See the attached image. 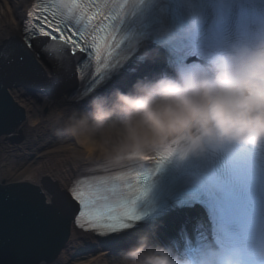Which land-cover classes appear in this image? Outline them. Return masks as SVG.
Masks as SVG:
<instances>
[{"label":"clouds","instance_id":"1","mask_svg":"<svg viewBox=\"0 0 264 264\" xmlns=\"http://www.w3.org/2000/svg\"><path fill=\"white\" fill-rule=\"evenodd\" d=\"M60 120L58 134L77 137L109 161L146 151L171 129H183L174 135L186 134L193 150L202 140H264V42L224 57L213 70L197 67L178 79L163 76L127 93L95 96L89 111L61 113ZM149 240L140 236L121 264H177Z\"/></svg>","mask_w":264,"mask_h":264},{"label":"bare ground","instance_id":"2","mask_svg":"<svg viewBox=\"0 0 264 264\" xmlns=\"http://www.w3.org/2000/svg\"><path fill=\"white\" fill-rule=\"evenodd\" d=\"M33 3L34 0H1L0 45L10 34L23 37L24 23ZM157 49L160 51L158 68L150 76L155 80L157 73L162 75L165 72L162 65L165 53L161 49ZM140 53L144 57L136 60L128 69L122 71L117 77L112 79V81L104 86L103 92H108L112 85L119 84L130 76L143 74L145 71L150 70L151 61L157 57V52L147 50L146 48ZM36 59L46 73L52 68L48 60L42 57H36ZM166 76L175 79V71L170 69L166 73ZM76 88H79V90L84 89V83L78 82ZM76 88L65 94H59L56 97L46 96L34 89L23 86H12L9 88L11 96L23 105L26 112V119L20 122L14 132L23 134L24 141L35 142L36 144L29 150L25 146L21 148L25 152L22 155L21 163L15 165L14 168L9 165L8 173L14 175L17 181L37 184L42 189L48 203H52V192L42 181L46 175L58 182L65 191H68L75 178L93 173L94 171H90L91 169L108 161L77 137L66 134L49 135V131H52L53 127L63 124L60 120L61 113L67 116L73 111H86L82 106L85 103L89 104V101L93 97L89 100V95L82 98L73 96L72 92ZM42 104L50 108L51 116L48 117V115L44 114L43 110H41ZM182 131L184 130L171 129L157 143L170 140L176 136L174 133ZM8 141L9 134L0 135V144L4 145V147L6 143H9ZM13 153L15 154V151ZM35 157L39 158L38 161L34 160ZM7 160H11L10 156H8ZM195 215L196 220L191 223V229L187 230L189 237L193 239V243L196 245L195 252L193 254H185L180 249L175 250V257L183 259L186 264H203L202 262H206V260L202 261L200 253L205 254L203 257H212L215 254L213 246L206 240L208 238L206 236H210L207 234L208 229L205 225L206 218L208 217L199 215L198 213ZM188 223L190 222L188 221ZM155 229L157 230L155 224H143L137 229L123 232L103 241L92 233L77 230L73 224L69 240L59 257H56L51 263L47 260H42L40 264H107V259L112 251H120L122 248L128 247L130 243L137 242L138 238L142 235L149 236V242L152 243V240L155 238H153L154 235H151L153 234L152 232L156 231ZM198 235H201V238ZM166 237L168 238L167 243L171 241L173 246L176 244L177 239H170V234H167ZM180 238L181 244H183L182 240L184 241L185 239L183 236Z\"/></svg>","mask_w":264,"mask_h":264},{"label":"water","instance_id":"3","mask_svg":"<svg viewBox=\"0 0 264 264\" xmlns=\"http://www.w3.org/2000/svg\"><path fill=\"white\" fill-rule=\"evenodd\" d=\"M11 38L21 37L10 34L3 43ZM16 42L24 45L20 41ZM25 51L29 58L28 65L38 72L30 50L26 48ZM60 60L63 62L62 58ZM21 73H12L5 64L0 65V135L11 134L13 131L8 130H15L24 119L23 109L8 91L12 86L31 85ZM46 74L53 78V67ZM77 86L76 80L68 83L57 95L65 94ZM38 92L50 96L45 91ZM42 181L52 193H58L57 207L52 206L53 198L52 203L46 202V196L37 184L0 182V264H40L42 260L51 263L65 247L75 213L71 217L62 215L60 201L63 197L59 194L66 191L47 175ZM73 204L78 209L74 201Z\"/></svg>","mask_w":264,"mask_h":264},{"label":"snow or ice","instance_id":"4","mask_svg":"<svg viewBox=\"0 0 264 264\" xmlns=\"http://www.w3.org/2000/svg\"><path fill=\"white\" fill-rule=\"evenodd\" d=\"M29 20L34 19L33 13L30 11ZM39 19L40 17H35ZM47 20V18H44ZM42 20V22H44ZM50 26H52V21H47ZM26 33H25V40L26 44L21 45L18 42H9L4 46L2 50H0V65L7 64L8 66L15 67L17 69L22 70V76L25 78H30L33 83H38L41 86L45 87L46 89L57 90L58 87L64 83L67 79L70 78V73L66 74L63 71H57L55 68L54 63L51 61V57L45 56L43 53H40L39 48H36V51L42 56L43 59L48 60L50 66L53 67V79L52 80H42L35 70L31 69L27 63L28 54L26 53L25 49L27 47H34L33 41L38 40L39 36H46L49 37L52 41H64L65 43L62 45L61 48L57 50V52H63V54L67 56H74L76 51H88L86 47L81 45L78 40V35L73 37L71 40L68 39L67 36L64 35L65 32L71 34L74 30L69 29L66 27H54V31H59L61 33L60 36H53L52 33L45 31L43 27L40 28L39 35L33 30L31 33L27 31V22H26ZM71 45L68 47V45ZM147 50L156 51L157 57L151 61L150 71L136 81L132 82L129 85V89L131 90L133 86L137 83V81H143L149 79V77L157 70L158 62L160 59V51L155 47H148ZM141 59L140 51L137 50L136 53L133 54L131 59ZM127 63V61L125 62ZM123 64H119L113 69L110 73L106 75H97L94 79H92L87 86L85 87L84 91L89 93L88 99L90 100L94 96H108L110 95L113 90H120L122 92L123 89L117 85L114 87L110 92H103L102 89L104 85L114 76L118 75L120 70L123 68ZM129 90V91H130ZM9 132L14 131V129H9ZM97 192L98 190H89L88 192H84L81 190L80 187L77 185H73L66 194H59L62 195L63 199L60 201V212L62 215H67L71 217L74 213L75 215V223L78 227L84 228L85 224L88 227L94 228H104L110 231H116L119 229H126L135 227L137 222L143 221V217L141 214L134 212L128 208H125L121 214L119 210H109L107 213H102L97 210ZM113 194L116 195L115 190H113ZM53 198V205L57 207L58 200L57 192L51 193ZM75 201L77 204L80 205V208L77 209L73 204ZM115 211V214H114ZM85 221V222H82Z\"/></svg>","mask_w":264,"mask_h":264},{"label":"rangeland","instance_id":"5","mask_svg":"<svg viewBox=\"0 0 264 264\" xmlns=\"http://www.w3.org/2000/svg\"><path fill=\"white\" fill-rule=\"evenodd\" d=\"M0 3H1V0H0ZM82 107L86 109L85 112L89 111V104L88 103L83 104ZM41 110H43L44 114H46V116L48 115V117L51 116V114H52L50 108L46 107V105H44V104L41 105ZM62 128H63V124L62 125L61 124L56 125L55 127H53V129L51 128L52 131H49V135L50 136H53L55 134L60 135L58 133ZM16 136L20 137V139L17 142H13V141L9 140L8 141L9 143H6L5 147H4V145L0 144V181H2V182L16 181L14 175L7 173V170L9 169V165H11V167L14 168L15 165L21 163L22 157H23L22 155L25 154V152H23L21 150L22 147L25 146V148H27L29 150L34 144H36L35 142L32 143V142L24 141V135L23 134L16 133ZM9 147H11V148H9ZM8 148L10 150L11 149L12 150L10 151ZM13 151H15V154L13 153ZM8 156H10L11 160H7ZM38 159H39L38 157L34 158V160H37V161H38ZM166 234L167 233L165 232L163 237H164L165 242L167 243L168 238L166 237ZM177 235H179L178 232H177ZM156 239L153 240L152 245L153 246L157 245V246L163 247L166 250H168V252H169V248H167L165 246V242L163 241V239L160 236H156ZM170 243H171V241H170ZM131 247H127L126 249L122 248L120 251H112L111 254L109 255L106 263L107 264H121V255L125 251L130 249Z\"/></svg>","mask_w":264,"mask_h":264}]
</instances>
